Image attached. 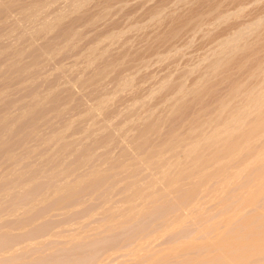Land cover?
I'll return each mask as SVG.
<instances>
[{
	"label": "rangeland",
	"instance_id": "1",
	"mask_svg": "<svg viewBox=\"0 0 264 264\" xmlns=\"http://www.w3.org/2000/svg\"><path fill=\"white\" fill-rule=\"evenodd\" d=\"M263 238L264 0H0V264H264Z\"/></svg>",
	"mask_w": 264,
	"mask_h": 264
},
{
	"label": "bare ground",
	"instance_id": "2",
	"mask_svg": "<svg viewBox=\"0 0 264 264\" xmlns=\"http://www.w3.org/2000/svg\"><path fill=\"white\" fill-rule=\"evenodd\" d=\"M235 149H236V148H235ZM236 150H238V149H236ZM258 152H259V151H258ZM257 155H258V153H257ZM254 157H255V156H254ZM256 158H257V157H256ZM261 159H262V157H261ZM262 160H263V159H262ZM251 161H252V160H251ZM242 170H243V169H242ZM231 179H232V178H231ZM235 180H236V179H235ZM225 181H226V180H225ZM228 182H229V181H228ZM232 183H233V182H232ZM260 183H261V182H260ZM259 190H260V189H259ZM251 191H252V190H251ZM254 192H255V191H254ZM261 192H262V191H261ZM256 193H257V192H256ZM262 193H263V192H262ZM259 194H260V193H259ZM255 197H256V196H255ZM232 213H233V212H232ZM226 220H227V219H226ZM226 220H225V221H226ZM200 224H201V222H200ZM170 225H171V224H170ZM253 230H254V229H253ZM248 236H249V235H248ZM257 236H258V234H257ZM257 236H256V237H257ZM246 237H247V236H246ZM252 239H253V238H252ZM263 239H264V238H263ZM220 240H221V239H220ZM220 240H219V241H220ZM220 242H221V241H220ZM253 243H254V242H253ZM186 244H187V243H186ZM228 244H229V243H228ZM231 244H232V243H231ZM242 244H243V243H242ZM219 245L221 246L222 244H219ZM229 246H230V245H229ZM188 247H189V245H188ZM244 247H245V245H244ZM222 248H223V246H222ZM246 248H249V246H248V247L246 246ZM253 248H254V247H253ZM260 248H261V246H260ZM213 249H214V248H213ZM249 249H250V248H249ZM249 249H248V250H249ZM258 249H259V248H258ZM237 250H238V249H237ZM161 251H162V250H161ZM161 251H160V252H161ZM173 251H174V250H173ZM249 251H250V250H249ZM177 252H178V251H177ZM177 252H176V253H177ZM217 252H218V251H217ZM224 252H226V251H224ZM227 252H228V251H227ZM243 252H244V251H243ZM247 252H248V251H247ZM259 252H260V251H259ZM232 253H233V252H232ZM217 254H218V253H217ZM229 254H230V253H229ZM244 254H245V253H244ZM213 255H214V254H213ZM219 255H220V254H219ZM239 255H240V254H239ZM225 256H226V255H225ZM159 258H160V257H159ZM214 258H215V257H214ZM218 258H219V257H218ZM219 259H220V258H219ZM221 259H222V256H221ZM223 259H224V258H223ZM155 260H157V258H156ZM235 260H236V258H235ZM237 260H238V259H237ZM236 264H237V263H236Z\"/></svg>",
	"mask_w": 264,
	"mask_h": 264
}]
</instances>
